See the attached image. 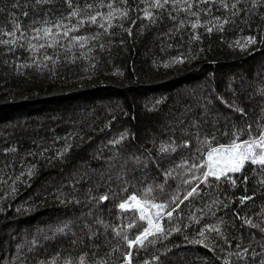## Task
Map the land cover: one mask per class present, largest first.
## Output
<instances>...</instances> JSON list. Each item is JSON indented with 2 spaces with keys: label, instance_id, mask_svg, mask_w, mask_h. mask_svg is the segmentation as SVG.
Here are the masks:
<instances>
[{
  "label": "trees",
  "instance_id": "obj_1",
  "mask_svg": "<svg viewBox=\"0 0 264 264\" xmlns=\"http://www.w3.org/2000/svg\"><path fill=\"white\" fill-rule=\"evenodd\" d=\"M98 2L71 0L80 8ZM109 2L127 11L112 27L85 23L35 52L26 41L24 47L0 43V264L54 257L63 264L69 256L75 264L85 253L87 264H125L126 245L113 229L129 220L117 205L148 185L162 184L166 192L179 185L183 193L182 180L191 173L177 165L194 157L199 141L215 136L226 144L234 130L251 125L255 133L264 125V0H169L164 7H154L156 0ZM71 10L67 0H0V41L11 39L6 33L14 24L29 40L31 27L43 21L75 24L78 18L63 19ZM72 35L98 39L81 47ZM125 132L122 143H110ZM170 141L176 151L161 152ZM168 170L179 175L165 182ZM230 175L235 185L223 178L201 184L171 224L162 222L181 231L138 255L133 249V264H264V171L246 164ZM101 196L109 199L98 202ZM218 220L222 235L205 233L209 247L193 243ZM65 225L63 233L55 231Z\"/></svg>",
  "mask_w": 264,
  "mask_h": 264
},
{
  "label": "snow or ice",
  "instance_id": "obj_2",
  "mask_svg": "<svg viewBox=\"0 0 264 264\" xmlns=\"http://www.w3.org/2000/svg\"><path fill=\"white\" fill-rule=\"evenodd\" d=\"M68 6L71 10L68 17L63 19L71 20L72 18H78L75 24H64L62 21L53 22L51 26L48 25V21H43L41 27H31V31L35 33L32 36L31 40H41L43 39L45 43L42 44H33L31 40L28 39L23 29H21L19 24L13 25V32L6 33L11 39L0 41V43L24 47L25 44L21 41H26L28 47H30L33 52L37 48H46L53 47L58 45L61 39L67 38L70 33H76L81 27L87 24H100L101 27H104V24H101V21L107 23V27H112V20L116 16L121 18L127 17V11H121L116 8L112 2L107 4L104 3V0H99L95 6L90 3H85L84 8L74 6L71 3V0H67ZM175 5L178 0H171ZM121 3H126V0H121ZM169 0H163V4L160 3V0H156L154 7H164L165 4H168ZM228 7L227 4L223 5ZM95 7L96 11L87 16V19L82 18V14L91 10ZM232 7H235L233 5ZM99 9H107V14L100 11ZM187 10V9H185ZM25 16L28 15L27 12L24 13ZM146 16L151 18V13L146 12ZM227 23V21H224ZM36 22L33 21V25ZM194 26V25H193ZM211 29H209L210 31ZM16 32H19L20 35L17 37ZM90 39L96 40L97 36L88 37L83 35H72L71 40L78 42L81 47L84 43ZM254 38L249 37L248 43H254ZM103 47V45H101ZM244 47V46H242ZM11 50V48H10ZM45 60H52L50 56H45ZM75 59V58H74ZM184 59H173L172 64L183 63ZM33 63H36V60H33ZM46 66V65H45ZM169 64H164V67H168ZM264 92V90H262ZM159 103V101H157ZM226 103V102H225ZM155 107V106H154ZM231 107V105H229ZM236 111L243 113V109L236 108ZM247 133L246 138L241 139L242 136ZM223 135L227 136V133ZM127 138V133H121L118 139L110 141L113 144H120ZM205 138L202 141H199L200 147L196 149V154L194 157L189 160H183L181 164L177 165V168H184L187 165V173H191V179L184 178L182 180L183 185L188 186V190H185L183 193L180 191V186H177V189L172 192H166L164 185L158 184L155 186L148 185L145 187L140 195L130 194L126 196L117 207L121 210L124 219H128L129 222L121 225L118 228L113 229L116 235L119 236L124 244L126 245L127 251L122 253L124 257L125 264H133V249L136 250L137 255L140 250L147 249L149 246L155 245L158 241H163L167 239L173 232H180L179 227H165L162 223L165 219L171 224L173 219V214H179L181 205H184L186 201H189L190 198H195L199 195L201 189L200 185H208L211 182H218L223 178L226 182L235 185L236 180L233 179L235 173H240L246 164H251L257 166L264 171V125H257L255 133H253L252 126L248 125L245 129L239 131H233L231 137L229 138L228 143L219 144L216 137L213 136L210 138ZM215 145V146H213ZM187 143L179 145V147H187ZM177 145L175 142L170 141L168 144H162L160 151L161 152H174L176 151ZM66 151V149H65ZM203 153V155H201ZM136 163L139 164V159H136ZM31 169L29 170V175H31ZM199 172V175L196 173ZM162 175L167 182L168 178L176 179L177 176H174V170H168L163 172ZM210 178L214 180L210 181ZM19 179V178H18ZM247 177H244V181H247ZM14 190V189H13ZM127 192V188L123 189ZM156 192H159L163 197L161 202H157ZM97 201L108 200V196H101L96 198ZM245 199H252L251 196L242 197L240 202L243 203ZM220 202L213 201L212 204L216 205ZM227 207V205H223ZM154 210V211H153ZM203 213V209L200 210ZM130 214V215H129ZM212 215H215L213 212ZM192 220L196 223H199V220L193 216ZM245 223L251 224L250 220H245ZM98 223L103 224V221H98ZM222 220H218L217 225H205L200 231L199 236L200 240L193 241V243L202 244L204 247H209L205 240L207 237L205 233L215 232L218 235H222L219 225L222 224ZM67 225L64 227H58L55 231L63 233ZM105 228L110 227V225H104ZM253 227H258L253 225ZM125 229L127 231H125ZM261 231H264L262 229ZM128 232H132L131 238L128 235ZM115 251V249H113ZM247 249H245V252ZM239 257L241 253H236ZM87 254L79 256L75 261V264H87ZM153 260L160 261L159 256H154ZM44 264H57V258L54 257L51 261L44 262ZM63 264H74L73 259L69 257L63 258ZM97 264H108L107 261H99ZM144 264H151L150 261H145ZM225 264H229L228 261H225Z\"/></svg>",
  "mask_w": 264,
  "mask_h": 264
}]
</instances>
